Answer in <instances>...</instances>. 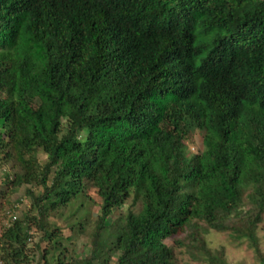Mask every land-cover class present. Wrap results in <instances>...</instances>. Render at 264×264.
Listing matches in <instances>:
<instances>
[{"label":"trees","instance_id":"1","mask_svg":"<svg viewBox=\"0 0 264 264\" xmlns=\"http://www.w3.org/2000/svg\"><path fill=\"white\" fill-rule=\"evenodd\" d=\"M3 166L30 205L2 230V264H173L171 238L229 264L212 230L264 264V0H0ZM83 197L96 225L66 262L42 244Z\"/></svg>","mask_w":264,"mask_h":264},{"label":"rangeland","instance_id":"2","mask_svg":"<svg viewBox=\"0 0 264 264\" xmlns=\"http://www.w3.org/2000/svg\"><path fill=\"white\" fill-rule=\"evenodd\" d=\"M201 138L202 132L200 130H195L192 133L188 140V145H186L187 150L191 152H188L190 156L202 150ZM39 158L41 163H43L46 160V155L40 154ZM7 174H9L8 167L3 166L2 169H0V192L4 191L5 195L4 197H0L1 207L4 206L0 208V235L3 228L9 224L10 220L16 216H20L30 205V200L23 194L24 188L20 189V191L15 194H8L9 188L3 183ZM78 202H80L79 204H82V206L79 207L80 205L78 204L70 208L74 212L73 221L72 224L69 223V225L66 226L62 236H59L52 244H47L46 242L42 244V246L49 251H53V247L55 246H60L61 257H64L66 262L71 259L73 255L79 257L81 254H85L86 251L83 247L85 243L88 242L89 236L95 228L97 215L99 213V207L94 200L83 197L80 198ZM12 204L14 206L12 209L7 208ZM115 214H119V212L115 211L114 215ZM68 232L72 234L75 233L77 240H74L72 243L66 241L65 238ZM258 235L260 237V249L264 254V224H262V228L258 232ZM206 239L212 249L217 251L223 250L224 256L229 264H263L255 250L248 246L246 240H238L231 237L228 232L212 230L206 235ZM166 242L172 248L173 264H200L192 260L185 250L180 248L172 238L168 239ZM52 253L54 252L49 254L51 255ZM49 254L47 256H49ZM0 264H2L1 261Z\"/></svg>","mask_w":264,"mask_h":264},{"label":"clouds","instance_id":"3","mask_svg":"<svg viewBox=\"0 0 264 264\" xmlns=\"http://www.w3.org/2000/svg\"><path fill=\"white\" fill-rule=\"evenodd\" d=\"M195 130H200L201 132H202V138H201V145H202V147H203V136H204V134H205V131L202 129V128H199V127H194V128H192V129H190V133L188 134V136L185 138V140H184V145H185V147H186V145H188V140H189V138L191 137V135H192V133L195 131ZM186 150H187V147H186ZM187 152H189L188 150H187ZM200 152V151H199ZM198 152V153H199ZM189 153H191V152H189ZM198 153H195V154H198ZM194 155V154H193Z\"/></svg>","mask_w":264,"mask_h":264}]
</instances>
